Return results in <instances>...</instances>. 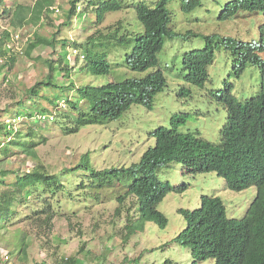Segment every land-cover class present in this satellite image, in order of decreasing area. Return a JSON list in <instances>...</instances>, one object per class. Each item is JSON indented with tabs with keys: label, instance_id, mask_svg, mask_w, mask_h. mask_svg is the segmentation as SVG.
<instances>
[{
	"label": "trees",
	"instance_id": "trees-1",
	"mask_svg": "<svg viewBox=\"0 0 264 264\" xmlns=\"http://www.w3.org/2000/svg\"><path fill=\"white\" fill-rule=\"evenodd\" d=\"M208 1H211V5ZM69 2L70 7L60 27L69 26L73 18H85L88 12L94 14L97 24L103 21L107 13L128 8L134 10L135 16L133 20L118 19L107 31L96 29L82 42L57 39L55 33L46 37L37 32L26 39L24 51L27 55L31 56L34 49L44 45L51 47L56 57L43 58L46 74L25 89V96L19 97L3 111L4 116L9 115L13 120L22 118L23 121L19 123L24 126L17 129L13 123H6L5 117L0 118V135L12 134L10 141L0 143L4 154L13 145L33 159L36 146L39 142H46L45 136L53 132V128L67 135L78 132L86 125L116 120L133 105H144L151 109L155 96L166 87V69L177 70L186 84L178 90L177 95L189 96L192 92L190 85L203 88L209 81V68L216 53L221 51L227 56L232 76L239 77L248 66L259 70L258 90L248 98H238L232 93V84L227 83L208 92L223 104L226 111L216 142L202 138L197 132H181L175 124L170 127L160 125L147 133L149 138L154 139V144L148 146L138 162L129 166L96 168L88 153L81 156L77 165L62 169L59 173H51L41 164L23 172L0 166V185L8 184L6 178L9 176L13 178L10 188L0 193V231L7 228L16 212L14 202L26 204L31 196L41 197L43 194H50L51 197L58 195V200L63 194H70L71 200L75 199L76 194L97 199L99 192L91 193L88 188L101 191L114 187H121V192L116 194L117 200L123 202L130 198L133 206L134 215L127 216L128 234L143 229L147 221L163 228L167 218L157 205L172 188L168 182L160 179L159 173L170 164L177 163L183 165L188 173L215 172L234 191L255 186L257 192L247 213L241 218L227 216L219 196L203 194L199 207L179 209L186 224L172 241L188 247L194 260L212 258L214 264H264L263 27H260L259 41L240 40L218 32L202 34L191 28L179 31L176 29L175 8H171L173 3L179 5L183 14L197 11L195 17L182 18L189 23L203 20L199 19V11L208 15V19L225 21L241 12L257 13L264 17V0ZM80 2H85V5L78 11ZM54 3L55 0H36L33 5H27L19 0H0V19L7 20L8 26L15 31L30 23L37 25L54 11ZM15 35L10 38L7 29L1 32L0 59L4 62L0 64V76L16 63L17 54L9 43L10 39L14 41L19 38L18 34ZM167 40H176L186 48L180 64H173L171 68H168L167 59L161 57L165 53ZM72 51H75L74 55ZM111 53H114L112 59ZM72 56L74 64H78L75 68L71 63ZM116 68L146 74L115 77ZM78 72L95 78L107 75L108 80L92 84V80L86 78L78 84ZM111 74L114 78H109ZM2 78L8 81L6 75ZM186 115L183 112L177 118L184 121ZM78 167H82L81 170L74 173ZM66 176L70 177L69 185L75 184L73 195L65 183ZM84 176L89 178L87 182L81 178ZM42 213L43 217L37 221L44 229H50L55 216L60 215L50 202L44 206ZM26 247L27 244L22 241L17 249L18 256L25 253ZM12 262L8 251L0 258V264ZM133 262L138 264L136 260ZM56 264H77V260L70 257L60 259Z\"/></svg>",
	"mask_w": 264,
	"mask_h": 264
},
{
	"label": "rangeland",
	"instance_id": "rangeland-1",
	"mask_svg": "<svg viewBox=\"0 0 264 264\" xmlns=\"http://www.w3.org/2000/svg\"><path fill=\"white\" fill-rule=\"evenodd\" d=\"M19 1L33 5L36 0ZM210 2L208 1L209 4ZM78 5L77 10L81 11L85 2H80ZM53 7L54 11L40 22L42 24L30 23L16 31L8 26L7 20L0 19V36L4 29L10 31V38L16 37L15 34L19 36L18 39L14 41L10 39L9 42L17 54L16 63L0 76V118L5 117L6 123H13L14 128L17 129L24 127L19 123L23 119L13 120L9 115L4 116L3 111L13 105L19 97L25 96V89L34 85L46 74L47 68L43 58L56 57L53 49L44 45L34 49L31 56L27 55L24 51L27 38L33 36L35 32L46 37L55 33L57 39L66 38L69 41L82 42L96 29L107 31V28L115 24L118 19L133 20L135 16L134 10L128 8L107 13L103 21L97 24L94 14L88 12L85 18L81 20L73 18L69 26L60 27L70 2L55 0ZM178 7V4L171 5L172 9L175 8L176 29L179 31L191 28L194 32L202 34L218 32L240 40L259 41L260 27H263L264 39V17L260 14L241 12L232 19L217 21L208 19V15L199 11L198 16L201 17L199 19L203 20L189 23L182 18L195 17L197 11L183 14ZM165 46V53L161 52L159 58L161 55L167 59L168 68L173 64L179 65L181 55L186 49L183 43L167 40ZM72 54L74 55L75 51H72ZM113 54H110L111 59L114 57ZM261 56L264 57V52ZM73 58L72 56V64H74ZM3 62L4 60L0 59V64ZM77 66L78 64L75 63L73 68ZM122 69L114 70L115 77L125 78L146 74L139 75L131 70ZM3 75L8 77V81L2 78ZM164 75L166 87L155 96L151 109L144 105H133L116 120L105 124L86 125L78 132L67 135L60 129L53 128V132L48 133L47 136L42 134L47 138L46 142L43 144L39 142L33 159L13 145L6 154L0 148V166L23 172L41 164L49 172L59 173L62 169L77 165L85 153L89 154L90 161L96 168L129 166L133 162H138L148 146L154 144V139L149 138L147 133L160 125L170 127L175 124L181 132H197L202 138L216 142L226 111L223 104L208 92L231 83L232 93L235 96L248 98L258 90L259 83V70L256 67L248 66L239 77L232 76L227 56L222 51L216 53L214 62L209 68V81L203 88L190 85L192 92L189 96L177 95L178 90L186 86L177 70L166 69ZM86 78L92 80V84L108 80L107 75L95 78L86 77L78 72L76 81L79 84ZM183 112L187 115L185 120L181 121L177 117ZM11 137L12 134L0 135V143L10 141ZM39 139L37 138V141H41ZM81 168L74 169V173ZM159 177L168 182L172 188L157 205L158 210L167 218L165 227L147 221L143 229L128 234L127 216L134 215V210L130 198L123 202L117 200L116 194L121 192V187L101 191L88 188L91 193L99 192L97 199L91 196L83 198V195L78 194L74 200H71L70 194H63L59 200L58 195L52 197L50 194H43L41 197L34 195L26 204L13 203L16 212L12 215L7 228L0 231V258L8 251L12 264H56L60 259L70 257L75 258L77 264H134V260L138 264H214L212 258L194 260L188 247L171 241L186 224L184 217L178 213L179 209L196 208L200 205L202 194H216L222 199L229 217L241 218L247 213L256 188L251 186L234 191L227 188L224 179L215 172L188 173L184 171L183 165L177 163L164 168L159 173ZM81 178L85 182L89 180L87 176ZM11 179L13 178L9 176L6 178L8 184L0 185V193L10 188ZM69 179L70 177L66 176L65 183L73 195L75 184L69 185ZM184 185L187 187L183 191H178ZM48 202L52 203V208L59 211L60 215L55 216L50 229H44L37 220L43 217L42 209ZM55 237L60 238L61 241ZM22 241L27 247L25 253L18 256L17 249ZM82 245H84L83 249L79 250Z\"/></svg>",
	"mask_w": 264,
	"mask_h": 264
},
{
	"label": "clouds",
	"instance_id": "clouds-1",
	"mask_svg": "<svg viewBox=\"0 0 264 264\" xmlns=\"http://www.w3.org/2000/svg\"><path fill=\"white\" fill-rule=\"evenodd\" d=\"M232 86H233V85H232ZM219 130H220V129H219ZM218 134H219V132H218ZM225 185H226V182H225ZM184 186H186V185H184ZM226 186H227V185H226ZM250 187H251V186H250ZM254 187H255V186H254ZM227 188H229V187H227ZM248 188H249V187H248ZM255 188H256V187H255ZM229 189H230V188H229ZM245 189H246V188H245ZM231 190H232V189H231ZM242 190H243V189H242ZM235 191H236V190H235ZM239 191H240V190H239ZM256 192H257V190H256ZM202 195H203V194H202ZM202 195H201V196H202ZM215 195H216V194H215ZM255 195H256V193H255ZM255 195H254V197H255ZM217 196H218V195H217ZM254 197H253V198H254ZM252 200H253V199H252ZM200 202H201V197H200ZM251 202H252V201H251ZM251 202H250V204H251ZM199 206H200V205H199ZM199 206H198V207H199ZM249 206H250V205H249ZM196 208H197V207H196ZM248 208H249V207H248ZM183 209H184V208H183ZM193 209H194V208H193ZM189 210H192V209H189ZM178 213H179V212H178ZM179 214H180V213H179ZM181 215H182V214H181ZM227 216H228V215H227ZM234 218H235V217H234ZM181 230H182V229H181ZM181 230H180V231H181ZM180 231H179V232H180ZM179 232H178V233H179ZM171 241H172V240H171ZM172 242H173V241H172Z\"/></svg>",
	"mask_w": 264,
	"mask_h": 264
}]
</instances>
